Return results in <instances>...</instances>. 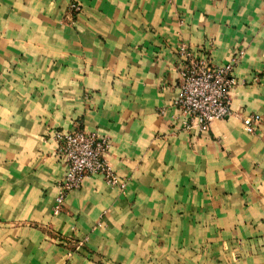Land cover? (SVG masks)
<instances>
[{
  "label": "crops",
  "instance_id": "0c3cea01",
  "mask_svg": "<svg viewBox=\"0 0 264 264\" xmlns=\"http://www.w3.org/2000/svg\"><path fill=\"white\" fill-rule=\"evenodd\" d=\"M181 44L235 58L207 131L179 127ZM78 126L126 184L85 177L56 210L53 132ZM0 264H264V0H0Z\"/></svg>",
  "mask_w": 264,
  "mask_h": 264
},
{
  "label": "built area",
  "instance_id": "2783aa9c",
  "mask_svg": "<svg viewBox=\"0 0 264 264\" xmlns=\"http://www.w3.org/2000/svg\"><path fill=\"white\" fill-rule=\"evenodd\" d=\"M80 4H68L69 23L75 22ZM176 68L177 95L173 100L180 117L179 127L183 130L197 128L207 131L213 121L232 114L230 106L231 91L238 81L232 74L235 58L225 64L211 62L209 57H195L184 44L177 49ZM243 128L254 132L261 117L257 113H239ZM56 153L64 165V175L57 183L54 209L58 210L66 195L80 188L85 177L101 175L110 185L120 189L125 180L120 179L107 160L109 139L94 131H86L78 126L72 130L53 132Z\"/></svg>",
  "mask_w": 264,
  "mask_h": 264
}]
</instances>
